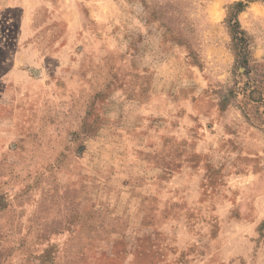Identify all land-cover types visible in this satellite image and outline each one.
Here are the masks:
<instances>
[{"label":"rangeland","instance_id":"374dc122","mask_svg":"<svg viewBox=\"0 0 264 264\" xmlns=\"http://www.w3.org/2000/svg\"><path fill=\"white\" fill-rule=\"evenodd\" d=\"M0 264H264V0H0Z\"/></svg>","mask_w":264,"mask_h":264},{"label":"trees","instance_id":"16d2710c","mask_svg":"<svg viewBox=\"0 0 264 264\" xmlns=\"http://www.w3.org/2000/svg\"><path fill=\"white\" fill-rule=\"evenodd\" d=\"M235 6H238V13L242 11L244 6L242 4H237ZM231 28L233 29L234 33L240 37L241 43L245 45V34L244 32L240 29L239 24L236 19H234L231 23Z\"/></svg>","mask_w":264,"mask_h":264}]
</instances>
